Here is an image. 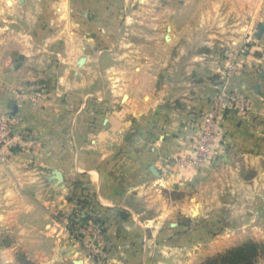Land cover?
Wrapping results in <instances>:
<instances>
[{"label":"crops","instance_id":"crops-1","mask_svg":"<svg viewBox=\"0 0 264 264\" xmlns=\"http://www.w3.org/2000/svg\"><path fill=\"white\" fill-rule=\"evenodd\" d=\"M127 1L0 0V117H17L19 134L0 161V264H14L18 252L30 264H94L63 221L82 195L105 226L107 264H152V197L159 188L184 193L207 172L220 181L228 172L264 215V31L256 38L264 0H225L219 16L215 0H183L143 50L152 63L124 45ZM228 13L232 34L218 45L250 43L227 85L250 108L226 117L209 160L194 166L210 169L182 170L174 160L195 156L193 122L210 96L198 114L176 109L160 72L188 53L189 40L206 44ZM145 130L152 136L143 142Z\"/></svg>","mask_w":264,"mask_h":264},{"label":"rangeland","instance_id":"rangeland-1","mask_svg":"<svg viewBox=\"0 0 264 264\" xmlns=\"http://www.w3.org/2000/svg\"><path fill=\"white\" fill-rule=\"evenodd\" d=\"M224 1L215 0L217 3L215 5V15L218 14V10L222 15L227 13L228 8L223 6ZM182 3L183 0L127 1V6L130 5L128 12L126 11L128 7L125 11L123 7L122 12H119L120 16L124 15L125 17L126 15L124 19L122 18L124 23L121 24L122 31L127 34L124 36V45L128 48L134 47L140 50L137 60L142 61L145 59L152 63V51L147 53L146 56L143 55V50L152 49L153 32L163 34L168 31V15L173 16L174 14L172 9L169 11L170 8H177ZM195 8L197 7L192 10ZM194 13L191 11L189 17H193ZM229 14L226 17H216L217 21L219 20L218 25H215L216 31L212 37L206 39V44L197 47L196 40H189L185 49L188 53H184L183 56L179 55L178 60L169 65L171 69L168 68L160 72V83L166 82L167 84L164 88L161 87L167 93V104L171 101L176 109L181 108L184 112L188 107L189 113L195 111V114H198L201 111L199 106H202L206 102V98L211 97L221 86L232 60L238 58L241 61L243 55L236 56L250 43L245 41V38L242 40L243 43L236 47L237 49H225L224 51L222 46L218 45L220 40L224 39L226 33L228 35L232 34L229 30L224 31L225 27L230 28L233 26L231 23L232 17ZM257 26L258 23L253 24V32L257 30ZM258 30L256 38L259 39L262 34L259 35ZM252 38L254 39V34ZM192 43H194L193 46ZM232 47H235V45L233 44ZM196 48L200 51L199 53H197ZM259 48L261 47L258 46V50ZM135 53L138 52L135 51L132 55ZM261 53H264L263 50ZM213 66L217 69H213ZM229 79H226L227 84ZM226 86L229 88V85ZM6 117H13L18 120L14 115ZM148 133L149 131H144L142 135L143 142L151 138L152 135L148 137ZM211 167L212 165L192 168L194 171H197V169L204 171ZM207 174L209 177L206 180H196L189 183L184 193L159 188L156 191L157 197H152V240L154 239L152 264H201L206 258L239 246L246 241L264 243V239L262 240L264 238V215L258 210L261 204H256L255 200L252 202L245 188H239L228 182V172H226V177H222V181L213 179L210 176L212 175L211 172L205 173L204 176L206 177ZM74 213L64 218L63 221L67 224L66 233L75 242L67 232V227L69 228L73 221L70 218ZM91 215L99 218L94 213H91ZM66 220H68V223ZM101 227L105 230L104 225ZM78 245L83 254L92 259L94 264H107L108 250L105 248V243L103 247V258L105 259L102 263L93 255L88 254L89 252L86 251L87 249L83 245L80 243ZM163 256L170 257L166 262H161ZM22 257L18 252L14 264H30L25 263ZM260 257L264 260V254Z\"/></svg>","mask_w":264,"mask_h":264},{"label":"built area","instance_id":"built-area-1","mask_svg":"<svg viewBox=\"0 0 264 264\" xmlns=\"http://www.w3.org/2000/svg\"><path fill=\"white\" fill-rule=\"evenodd\" d=\"M246 47V46H245ZM245 49H242L240 57L244 54ZM240 62L238 58H234L229 64L224 75V81L221 86L210 97L209 107L202 112L201 115L194 121L195 137L193 149L195 156L193 158H178L174 160V164L179 168H192L197 163H204L209 160L214 146L220 137L222 130V123L227 116L232 114L245 115L250 108L248 98L238 93L235 90L227 88L226 79L231 78L237 72V64ZM17 119L13 117H0V161L7 162L10 157V148L15 144L16 138L18 140L19 134L15 131V123ZM80 213V214H79ZM85 212L80 210L77 214L72 215V224L67 227L71 238L76 243L83 245L94 258L103 262L104 252V232L100 224L93 219L86 222L80 220L79 217H84ZM96 216V215H95ZM68 223V220H66ZM67 225V224H66ZM69 229V231H68ZM89 238V240H87ZM89 241V242H88ZM95 241V243H94Z\"/></svg>","mask_w":264,"mask_h":264},{"label":"trees","instance_id":"trees-1","mask_svg":"<svg viewBox=\"0 0 264 264\" xmlns=\"http://www.w3.org/2000/svg\"><path fill=\"white\" fill-rule=\"evenodd\" d=\"M79 208L75 211L83 210L85 212L84 217H79L81 221L86 222L90 219H95L91 213L97 216L96 204H92V200L88 196L82 195L77 199ZM80 214V213H79ZM103 225L99 218L94 220ZM103 230V229H102ZM105 233V230H103ZM264 254V243L246 241L239 246L228 249L222 253L216 254L212 257L206 258L201 264H253L255 261Z\"/></svg>","mask_w":264,"mask_h":264},{"label":"water","instance_id":"water-1","mask_svg":"<svg viewBox=\"0 0 264 264\" xmlns=\"http://www.w3.org/2000/svg\"><path fill=\"white\" fill-rule=\"evenodd\" d=\"M263 31H264V23L262 25H260L259 30H258V34L261 35Z\"/></svg>","mask_w":264,"mask_h":264}]
</instances>
